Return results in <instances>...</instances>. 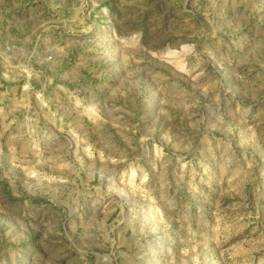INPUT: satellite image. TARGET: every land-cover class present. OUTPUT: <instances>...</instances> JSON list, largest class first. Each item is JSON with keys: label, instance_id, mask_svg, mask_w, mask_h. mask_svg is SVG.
<instances>
[{"label": "rangeland", "instance_id": "obj_1", "mask_svg": "<svg viewBox=\"0 0 264 264\" xmlns=\"http://www.w3.org/2000/svg\"><path fill=\"white\" fill-rule=\"evenodd\" d=\"M0 264H264V0H0Z\"/></svg>", "mask_w": 264, "mask_h": 264}]
</instances>
